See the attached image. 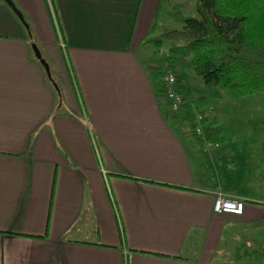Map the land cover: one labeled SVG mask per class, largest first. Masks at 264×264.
<instances>
[{
  "label": "crops",
  "instance_id": "1",
  "mask_svg": "<svg viewBox=\"0 0 264 264\" xmlns=\"http://www.w3.org/2000/svg\"><path fill=\"white\" fill-rule=\"evenodd\" d=\"M12 1L28 27L0 0V264H251L264 137L202 146L174 116L145 49L157 8ZM218 194L243 212H215Z\"/></svg>",
  "mask_w": 264,
  "mask_h": 264
},
{
  "label": "trees",
  "instance_id": "2",
  "mask_svg": "<svg viewBox=\"0 0 264 264\" xmlns=\"http://www.w3.org/2000/svg\"><path fill=\"white\" fill-rule=\"evenodd\" d=\"M179 20L181 28H165L163 32L169 46L167 52L157 58L160 77L157 90L164 95L166 93L161 80L165 66H174L188 58L202 85L214 87L226 99L264 92V0H196L194 15H183ZM28 35L31 44L34 43L29 29ZM161 40L160 37L149 36L145 42L159 49ZM46 80L53 86L47 77ZM56 83L57 88H53L58 105L63 98L59 83ZM175 89L185 99L181 109L196 142L204 146L224 141L223 128L216 123H207L205 118L204 133L199 135L194 130L196 109L205 101L201 88L177 78ZM172 113L174 116L180 114L179 111ZM35 135L33 133L30 137L33 139ZM262 152L264 154V141ZM250 253L264 260L263 249Z\"/></svg>",
  "mask_w": 264,
  "mask_h": 264
},
{
  "label": "rangeland",
  "instance_id": "3",
  "mask_svg": "<svg viewBox=\"0 0 264 264\" xmlns=\"http://www.w3.org/2000/svg\"><path fill=\"white\" fill-rule=\"evenodd\" d=\"M148 8L153 11V20L147 37H160L162 40L159 49L152 43L145 42V49L150 52V57L157 64V58L167 52L169 42L164 38L163 32L165 28H181L180 16L194 15L196 0H148ZM146 37V38H147ZM145 38V39H146ZM144 49V48H143ZM142 50V49H141ZM158 50V51H157ZM157 51V52H156ZM173 68L178 78L184 81L188 80L192 85L201 88L203 95V103L197 107V113L207 114L206 119H211L218 116L221 125L223 126V135L229 141L231 146L236 147V140L240 138H252L254 143L260 142L263 139L264 133V92L247 95L244 97L226 99L214 87H204L199 77H197L192 69L188 58L170 66ZM198 96V93H194ZM258 109V110H257ZM182 109L179 110V112ZM183 119L186 120L183 116ZM214 119V118H213ZM213 121V120H212ZM223 143V141L221 142ZM236 151L235 148H231ZM253 192L260 191V188H251ZM262 217V218H261ZM264 219V211H258L253 215V221L256 219ZM255 224V223H254ZM261 232L264 234V220L260 222ZM249 260L255 264L259 261L264 264V260H257L256 257H251ZM251 263V264H252Z\"/></svg>",
  "mask_w": 264,
  "mask_h": 264
},
{
  "label": "built area",
  "instance_id": "4",
  "mask_svg": "<svg viewBox=\"0 0 264 264\" xmlns=\"http://www.w3.org/2000/svg\"><path fill=\"white\" fill-rule=\"evenodd\" d=\"M178 75L172 67L166 65L161 80L165 85V96L169 102L171 112H178L185 102L182 94L178 93L175 89L176 80ZM203 116L199 113L195 115V132L199 135L204 133ZM244 209V201L238 198L225 197L218 194L213 203V210L217 213L229 212L232 214H241Z\"/></svg>",
  "mask_w": 264,
  "mask_h": 264
},
{
  "label": "water",
  "instance_id": "5",
  "mask_svg": "<svg viewBox=\"0 0 264 264\" xmlns=\"http://www.w3.org/2000/svg\"><path fill=\"white\" fill-rule=\"evenodd\" d=\"M5 1L8 6L15 12V14L19 17V19L21 20V22L25 25V27H28L26 21L24 20V17L22 15V13L20 12V10L15 6L14 2L12 0H3ZM31 48L32 51L36 57V59L39 61V63L41 64V66L44 68L45 73L48 77V79L51 81V83L53 84V86L55 88H57V83L54 80L52 73H51V68L49 63L47 62V60L43 57L38 45L36 43H32L31 44Z\"/></svg>",
  "mask_w": 264,
  "mask_h": 264
}]
</instances>
